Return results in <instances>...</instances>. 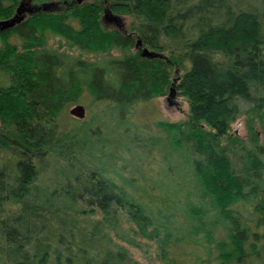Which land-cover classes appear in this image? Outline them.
Returning a JSON list of instances; mask_svg holds the SVG:
<instances>
[{"label": "trees", "instance_id": "16d2710c", "mask_svg": "<svg viewBox=\"0 0 264 264\" xmlns=\"http://www.w3.org/2000/svg\"><path fill=\"white\" fill-rule=\"evenodd\" d=\"M18 1L0 0V21ZM104 7L130 21L127 34L105 30ZM53 36L122 55L81 60L46 48ZM135 40L160 57L131 54ZM0 76V264H138L110 238L121 215L165 264H264V0H93L34 13L0 33ZM170 85L186 120L155 122L161 136L142 148L128 118ZM83 98L96 113L75 122L68 110ZM109 116L135 146L126 138L121 149L140 154L129 178L114 169L119 148L98 143ZM240 118L249 145L229 132ZM161 145L176 157L172 191L154 182Z\"/></svg>", "mask_w": 264, "mask_h": 264}, {"label": "rangeland", "instance_id": "374dc122", "mask_svg": "<svg viewBox=\"0 0 264 264\" xmlns=\"http://www.w3.org/2000/svg\"><path fill=\"white\" fill-rule=\"evenodd\" d=\"M21 1L23 0H19L17 5ZM24 1L25 2L28 1V3L31 6H35V7H39L40 5H43V4H52V5L56 4L57 7L60 9L62 8L68 9L72 7L74 4H76L75 0H24ZM92 1L93 0H80V2L76 5H80L86 2L90 3ZM102 10H101V15H100V22L103 25ZM112 14L120 18L122 27L118 29L113 26L103 25L105 30L106 31L118 30L119 32L123 34H127L128 24L130 21L117 14H114V13ZM26 18H24V20ZM10 42L15 43L16 41L12 39L10 40ZM45 47L51 50H57L60 53L67 54L74 58H78V59L89 61V62H100L103 59L120 57L122 55V53L117 52V51H111L108 55H104L101 51H94V52H89V53L79 52L75 49L66 47L63 39L59 36L48 37L46 40ZM147 51L150 52L149 50ZM129 52L131 54L138 53L139 55L140 51L134 49V46H133L132 48L129 49ZM1 79L2 77L0 76V84L5 86L6 85L5 80L3 79L1 82ZM170 81L172 82L171 84L173 85L178 83V80H174V81L170 80ZM172 88H173L172 85H170L167 91H165L164 95L154 98L152 101L148 102L147 104H144L143 106H140V105L136 106L135 107L136 112L134 111L135 112L134 115H132L133 114L132 113L131 114L132 116L128 118V124L132 126L134 125L137 128H139L138 132L133 130V133H131L129 136L130 138H132L134 134H136L135 136L139 140L137 144L138 146L141 145L140 147L145 148L143 146L145 143L143 141H145V139H148V138L150 139V137L156 138L158 136H161L160 131L157 130L154 126L155 122L162 121L169 125H173L177 123H182L186 120L187 105L185 101L183 100V98L178 96L177 93L173 92L174 90ZM77 105H80L84 108L85 115L82 120H75L72 118L75 122L87 121L89 120V118H92L93 115L96 113V109L92 107L88 108L86 106L87 101L84 98L82 99V101L77 103ZM73 106L74 105L70 106L69 108ZM111 119L113 118H110V116L105 118L104 120L105 123L103 127V135L101 136V138H103L104 140L99 139L100 142L98 143L103 145L102 146L103 149H107L111 152H114L117 148H119L117 149V152H116V154H118V156L120 157L119 161L116 160V162H114L112 160V163L114 162L113 165H114V169L116 170H119L123 167V170L121 171L122 175L129 178L131 176L130 175L131 172L130 171L128 172V167L132 161L135 162V159L138 158L140 154L137 151H131L129 153L126 150L121 149V148H127L129 146L128 142L126 141L127 137L124 138V136H122V131H121L122 124L110 121ZM254 123H255L254 130L255 132H257L259 138H261V135L259 132L260 126L258 122L255 121ZM229 132L231 134H234L239 139H241L245 145H249V133H248L247 121L245 118H240L236 120L234 123H231ZM79 137H81L80 139H78L79 141H85V143L88 144V142L84 140L81 135H79ZM127 139L129 140V138ZM150 142L152 143V140H149V143ZM130 143L132 147H135L134 143H132L131 141ZM162 146L163 145H161V147ZM163 147H164L163 150L168 156V158L166 159L165 163L163 162L160 163L158 172L154 178L155 185L157 189H159L160 192L172 191L173 190L172 181L175 180V178H177V175H178L177 173H175L172 178L166 177L165 170L169 167L175 168L177 165V162H176V157L174 155L173 157L171 156L170 148H168L167 146H163ZM157 155L160 156V154H157ZM147 157H151L150 154H148ZM50 158L52 159L51 161L53 164L60 166L64 169L63 165L61 164L62 162L60 160L55 159L53 157H50ZM161 159H163V157H161ZM7 160H8V156L3 151L0 152V165L3 163H6ZM66 167L67 165H65V168ZM154 168L155 167H153V169ZM129 170H130V167H129ZM69 177H72V176H69ZM112 180L115 181V179H112ZM145 188H143V190H145ZM67 208L68 209L66 211L67 212L69 211L68 213L72 216H74L73 214L76 210L79 211V209H82L81 206H76L75 208H72L74 210H70L69 207ZM89 209L90 208H85L84 211H87V210L89 211ZM120 218L121 220L119 223V228H117L116 233L113 231L110 233L111 240L114 243L121 246L123 249H125L129 257L133 261L137 262L138 264H165L164 261L158 257V251H157L156 244L154 242H150V241L140 239L139 237H137L134 234L135 228L126 221V217L124 215H121ZM76 219L80 223H86L82 221L83 219L81 218H76ZM86 219H88L89 221H92V220H98L99 218L98 216L95 215L93 218H86ZM116 234L123 236V237L124 235L128 236L133 241L134 244L129 245L124 241L117 240L115 236Z\"/></svg>", "mask_w": 264, "mask_h": 264}, {"label": "water", "instance_id": "95a60500", "mask_svg": "<svg viewBox=\"0 0 264 264\" xmlns=\"http://www.w3.org/2000/svg\"><path fill=\"white\" fill-rule=\"evenodd\" d=\"M80 0H75V3L78 4ZM52 4H43L39 7H28L26 6L24 0L19 2L15 8L14 15L6 20L0 21V33L12 29L14 26L21 23L25 14H33L39 12H50ZM28 7V8H27ZM102 22L104 26H113L120 29L122 27L121 20L118 16L113 15L112 12L105 7L102 10ZM134 49L139 50V56L142 58H159L160 55L152 52H148L145 48H142L139 40H136L134 43ZM68 115L75 120H82L85 115L84 108L80 105H74L69 108Z\"/></svg>", "mask_w": 264, "mask_h": 264}, {"label": "flooded vegetation", "instance_id": "af4514ba", "mask_svg": "<svg viewBox=\"0 0 264 264\" xmlns=\"http://www.w3.org/2000/svg\"><path fill=\"white\" fill-rule=\"evenodd\" d=\"M24 2H25V1H24ZM26 2H27V3H26ZM26 2H25L26 6H28V7H32V6L28 3V1H26ZM28 7H27V8H28ZM58 10H59V8L57 7L56 4L53 5L52 8H51V11H52V12H58ZM33 14H34V13H33ZM33 14H30V15H33ZM13 15H14V13H13ZM13 15H12V16H13ZM30 15H29V14H25V16L23 17V20H24V18H26L27 16H30ZM12 16H11V17H12ZM11 17H10V18H11ZM23 20H22V21H23ZM22 21H21V22H22Z\"/></svg>", "mask_w": 264, "mask_h": 264}]
</instances>
